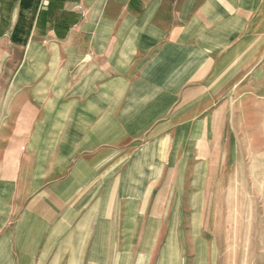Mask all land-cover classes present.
Masks as SVG:
<instances>
[{
    "label": "rangeland",
    "instance_id": "rangeland-1",
    "mask_svg": "<svg viewBox=\"0 0 264 264\" xmlns=\"http://www.w3.org/2000/svg\"><path fill=\"white\" fill-rule=\"evenodd\" d=\"M106 7L33 97L0 30V264H264V2Z\"/></svg>",
    "mask_w": 264,
    "mask_h": 264
},
{
    "label": "crops",
    "instance_id": "crops-1",
    "mask_svg": "<svg viewBox=\"0 0 264 264\" xmlns=\"http://www.w3.org/2000/svg\"><path fill=\"white\" fill-rule=\"evenodd\" d=\"M260 1L264 2V0ZM107 2L108 0H0V30L3 31V33L5 34L4 40L15 46H27V51H25V54L23 53L20 58L18 77L20 79L21 85L25 86L26 92L29 93L27 94L29 97H33L34 93H38L43 90V82H38L37 80V82H35L34 84H28L34 79H36V77L50 75L59 76L62 73L69 72L70 69L68 65H76V61L80 59L79 54L73 51V48L71 46L69 47V52H51L46 54L43 53L41 51V46H44L43 42H45V38H43V36L38 33V28H55L56 24H58L56 20H60L62 18L60 16H64V18L67 19L66 22L69 25L76 27L77 16L79 14H83L84 12L85 19L80 23V27L86 26L88 23L91 22V18H89L91 17V12H94L95 15L101 20L102 13L107 10ZM5 13H9V15H5ZM28 14H31L32 17L29 22L27 17ZM100 20L99 22L102 21ZM17 22L18 28L20 29V31H23L22 36L26 38V41L24 42L25 44L13 43L10 39L13 28L15 27V25H17ZM93 23L91 25L92 29L94 28ZM92 29L91 31H89V34H94ZM5 31H7V33H5ZM85 32H88V30ZM51 33H53V31L50 32L47 30V34ZM67 36L69 37L70 33ZM47 39L52 41L53 37L49 35V38ZM52 43L54 46L51 48L58 47L59 45L55 42ZM29 48H34L35 51H28ZM60 59L64 60V64L60 65L61 69L57 70L59 73H50L47 75L41 74V65L39 61L50 60L52 63L59 62ZM45 69L49 68L46 67ZM49 89L56 90L55 87H50ZM28 103H32V99L29 100ZM40 124L42 123L40 122ZM20 125L22 130L25 131L23 133L24 138L27 135L29 136L31 135V133H33L32 122L26 120L25 123H21ZM5 133H8V131ZM41 133L43 134V132ZM48 133H51L50 136H54V134H56L54 132ZM43 137H45V134H43ZM67 138L75 139L76 135L74 134V132H71L68 133ZM48 215H51V213H49ZM89 258L90 260H92L96 259L97 257L95 255L90 254Z\"/></svg>",
    "mask_w": 264,
    "mask_h": 264
},
{
    "label": "trees",
    "instance_id": "trees-1",
    "mask_svg": "<svg viewBox=\"0 0 264 264\" xmlns=\"http://www.w3.org/2000/svg\"><path fill=\"white\" fill-rule=\"evenodd\" d=\"M19 18H20V13H19ZM10 39L13 43H17V44L24 43L26 41V38L22 36V31H20V29L18 28V22L17 25H15V27L13 28Z\"/></svg>",
    "mask_w": 264,
    "mask_h": 264
}]
</instances>
